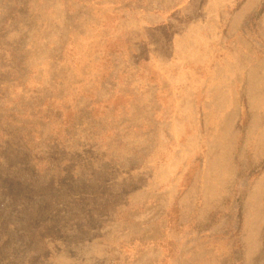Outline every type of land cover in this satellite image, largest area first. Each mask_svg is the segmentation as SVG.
I'll return each instance as SVG.
<instances>
[{
    "label": "rangeland",
    "instance_id": "rangeland-1",
    "mask_svg": "<svg viewBox=\"0 0 264 264\" xmlns=\"http://www.w3.org/2000/svg\"><path fill=\"white\" fill-rule=\"evenodd\" d=\"M0 264H264V0H0Z\"/></svg>",
    "mask_w": 264,
    "mask_h": 264
}]
</instances>
